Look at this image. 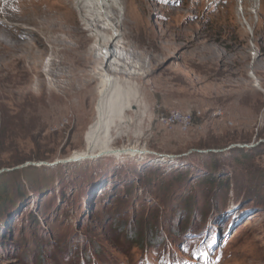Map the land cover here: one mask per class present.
<instances>
[{
  "label": "rangeland",
  "instance_id": "374dc122",
  "mask_svg": "<svg viewBox=\"0 0 264 264\" xmlns=\"http://www.w3.org/2000/svg\"><path fill=\"white\" fill-rule=\"evenodd\" d=\"M140 1L158 36L129 31L151 63L114 147L147 154L32 165L84 149L95 85L35 96L46 48L0 72V264H264V0Z\"/></svg>",
  "mask_w": 264,
  "mask_h": 264
},
{
  "label": "bare ground",
  "instance_id": "6f19581e",
  "mask_svg": "<svg viewBox=\"0 0 264 264\" xmlns=\"http://www.w3.org/2000/svg\"><path fill=\"white\" fill-rule=\"evenodd\" d=\"M249 1L255 8L260 0ZM139 7L141 13L131 14L122 0H0V72L8 78L18 76L17 84H24L28 72H36V60L46 48L49 63L37 76L35 96L42 97L47 86L50 93L62 90L79 98L95 85V117L84 135V149L67 158L72 162L147 154V149L136 146L114 147L120 128L130 123L128 112L140 104L133 81L144 76L151 63V56L142 59L134 52L127 40L129 31L158 36ZM86 37L93 42L89 49ZM174 41L181 42L179 32Z\"/></svg>",
  "mask_w": 264,
  "mask_h": 264
},
{
  "label": "built area",
  "instance_id": "2783aa9c",
  "mask_svg": "<svg viewBox=\"0 0 264 264\" xmlns=\"http://www.w3.org/2000/svg\"><path fill=\"white\" fill-rule=\"evenodd\" d=\"M169 124H177L182 129L187 130L191 124V116L189 114H183L178 111L171 112L167 117L162 119Z\"/></svg>",
  "mask_w": 264,
  "mask_h": 264
},
{
  "label": "water",
  "instance_id": "95a60500",
  "mask_svg": "<svg viewBox=\"0 0 264 264\" xmlns=\"http://www.w3.org/2000/svg\"><path fill=\"white\" fill-rule=\"evenodd\" d=\"M247 146H242L240 148H245ZM74 161H77V160H74ZM68 162H72V160L69 158V159H65V160H58V161H55L54 163H44V162H40V163H37V164H32V165H44V166H53V165H56V164H59V163H62V164H65V163H68Z\"/></svg>",
  "mask_w": 264,
  "mask_h": 264
}]
</instances>
